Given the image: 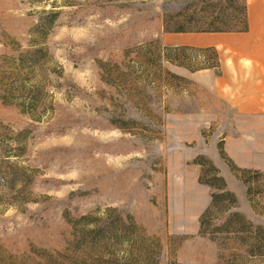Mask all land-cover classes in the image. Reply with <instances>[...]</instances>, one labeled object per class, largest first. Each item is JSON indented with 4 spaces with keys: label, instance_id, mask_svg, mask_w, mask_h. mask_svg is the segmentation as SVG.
Returning a JSON list of instances; mask_svg holds the SVG:
<instances>
[{
    "label": "rangeland",
    "instance_id": "obj_1",
    "mask_svg": "<svg viewBox=\"0 0 264 264\" xmlns=\"http://www.w3.org/2000/svg\"><path fill=\"white\" fill-rule=\"evenodd\" d=\"M245 1L0 0V264H264V113L164 26Z\"/></svg>",
    "mask_w": 264,
    "mask_h": 264
},
{
    "label": "crops",
    "instance_id": "obj_2",
    "mask_svg": "<svg viewBox=\"0 0 264 264\" xmlns=\"http://www.w3.org/2000/svg\"><path fill=\"white\" fill-rule=\"evenodd\" d=\"M246 30L189 33L195 46L220 51L219 97L239 114L264 113V0H246Z\"/></svg>",
    "mask_w": 264,
    "mask_h": 264
},
{
    "label": "trees",
    "instance_id": "obj_3",
    "mask_svg": "<svg viewBox=\"0 0 264 264\" xmlns=\"http://www.w3.org/2000/svg\"><path fill=\"white\" fill-rule=\"evenodd\" d=\"M236 13L233 15H228V16H234L235 22L233 24L226 22L225 20L221 19L220 15H217L212 21L201 25V27H195V26H188V25H183V24H166L165 23V30L166 31H178V32H186L187 30H195V31H212V32H217V31H233V30H246L248 28L247 24V8L245 6H242L241 8L238 7L236 9ZM227 16V15H226ZM173 18L171 17V20ZM217 169V168H214ZM214 179L218 182L221 183V185L216 186L219 188L218 192H215L212 194V203L207 208L205 213L203 214L202 217V227L207 226V223L210 222L209 220V213L212 208H216V211H225L227 208H229L231 205H234L237 203V198H235L234 194L226 188V182L224 181L223 177L215 176ZM210 185L215 186L216 184L210 182ZM211 218V217H210ZM245 217L240 214L239 212H234L232 213V216L223 224V228H226V230H232L231 228H234L236 232L240 231L242 228V225H244L245 222ZM233 223V224H232ZM235 224V225H234ZM234 227H233V226ZM228 228V229H227ZM230 228V229H229Z\"/></svg>",
    "mask_w": 264,
    "mask_h": 264
}]
</instances>
